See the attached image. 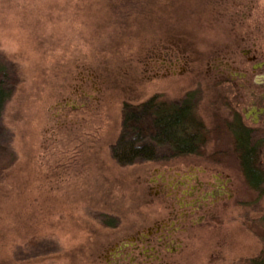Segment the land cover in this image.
<instances>
[{
	"label": "rangeland",
	"instance_id": "rangeland-1",
	"mask_svg": "<svg viewBox=\"0 0 264 264\" xmlns=\"http://www.w3.org/2000/svg\"><path fill=\"white\" fill-rule=\"evenodd\" d=\"M0 59L13 88L0 143L16 158L0 173V264L260 255L264 195L225 125L238 115L264 140V0H0ZM188 94L212 133L202 155L114 160L125 104ZM260 157L264 170V144Z\"/></svg>",
	"mask_w": 264,
	"mask_h": 264
},
{
	"label": "trees",
	"instance_id": "trees-1",
	"mask_svg": "<svg viewBox=\"0 0 264 264\" xmlns=\"http://www.w3.org/2000/svg\"><path fill=\"white\" fill-rule=\"evenodd\" d=\"M7 76L8 66L0 59V124L13 96V88L3 79ZM123 112L122 131L111 148L114 160L122 167L163 157L200 156L211 140L212 133L196 113L194 94H188L180 104L161 102L157 97L138 106L125 104ZM225 127L233 136V151L247 184L258 195H264V170L260 166L264 140L254 142L253 131L243 125L238 115ZM0 132H4L1 125ZM8 145L0 143V173L16 161ZM257 224L264 231V217ZM242 264H264V246L260 255Z\"/></svg>",
	"mask_w": 264,
	"mask_h": 264
},
{
	"label": "flooded vegetation",
	"instance_id": "flooded-vegetation-1",
	"mask_svg": "<svg viewBox=\"0 0 264 264\" xmlns=\"http://www.w3.org/2000/svg\"><path fill=\"white\" fill-rule=\"evenodd\" d=\"M182 187H183V189H181V194H182V198H183V200H185L186 201V203H185V201H184V206H183V209L184 210H190V209H192V207H189V206H197L198 205V203H200V202H198V199H195L194 200V198H195V195H196V190L193 188V187H185L184 185H182ZM178 189V188H177ZM190 198V199H189ZM189 207V208H188ZM186 216H188L189 215V213L188 212H186V214H185ZM167 236H169V235H167ZM167 236H165V237H167ZM150 239V238H149ZM160 242H163V238L162 239H160ZM136 248H138L137 247V245H136Z\"/></svg>",
	"mask_w": 264,
	"mask_h": 264
}]
</instances>
